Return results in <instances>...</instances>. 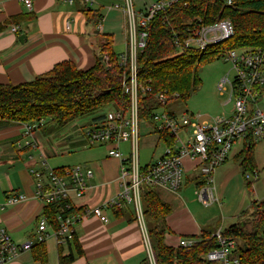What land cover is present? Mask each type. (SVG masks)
<instances>
[{
	"label": "crops",
	"instance_id": "obj_1",
	"mask_svg": "<svg viewBox=\"0 0 264 264\" xmlns=\"http://www.w3.org/2000/svg\"><path fill=\"white\" fill-rule=\"evenodd\" d=\"M126 3V0H74L73 4L61 0H32L33 9L28 11L22 0H0V84L16 86L32 82L66 61L73 62L78 70L86 71L97 60L105 59L100 56L105 35L111 36L114 51L120 48L122 51L116 54L122 55L127 50L129 38ZM87 10L98 12L101 16L98 27L87 20ZM13 27L18 28L16 33L12 32ZM22 35H26L24 43L19 41ZM261 103L264 105V88L260 95ZM100 120L102 118L98 116L85 118L81 126H75L74 135L60 137L53 147L46 144L47 136L63 129L46 132V126L37 130L30 139L33 146H25L24 125L0 126V228L8 231L15 242L32 241L38 219L45 216V207L36 198L35 178L31 174V170L44 171L41 165L43 160L59 171L78 165L93 172V177L88 181L90 188L84 198L77 202L78 208L96 206L116 199L120 194V161L108 156L107 146H89L87 141L88 130L92 128L90 125L99 124ZM143 126L139 152L141 148L153 152L148 164L142 165L139 158L140 166L145 167L154 162L155 152L160 145L166 144L153 132L152 125L145 123ZM123 145L126 148L121 151L127 157L131 146L126 143L121 147ZM239 147V153L246 149L244 144ZM254 148L251 149L253 158ZM237 156H234L236 161ZM73 159L76 160L68 161ZM200 162L184 160V193L182 190L179 193L157 190L161 199L172 208V213L165 220L170 231L165 236V243L170 247H178L182 238L200 237L204 231H211L214 235L221 232L217 231L216 217L189 206L195 205V200L187 195L192 180L201 174ZM203 184L204 179L197 184L194 181V188L197 190ZM223 193L221 191L222 198ZM19 194L26 196V201L10 205L9 199ZM106 214L110 220L107 224L88 217L75 225L74 234L83 256L71 264H142L148 257L145 219L139 221L133 204L119 210H108ZM68 243L59 247L55 238H49L44 244L46 264H60V253L68 255ZM10 264L42 263L35 261V252L31 251L22 253Z\"/></svg>",
	"mask_w": 264,
	"mask_h": 264
},
{
	"label": "built area",
	"instance_id": "obj_2",
	"mask_svg": "<svg viewBox=\"0 0 264 264\" xmlns=\"http://www.w3.org/2000/svg\"><path fill=\"white\" fill-rule=\"evenodd\" d=\"M74 3V0H61ZM125 14L129 20V38L127 50L119 56L120 66L129 69V76L124 77V93L129 96L130 104L127 108L114 107L107 112L99 124L90 125L87 141L89 146L101 144L107 146L108 156L120 161L119 182L121 192L116 199L108 200L96 206L80 207V212L62 216L58 214V226L42 216L37 221L34 240L17 243L8 231L0 228V264H10L19 255L31 252L39 243H45L49 238H55L57 245L61 246L73 239L75 225L88 217L97 218L101 223L110 222L106 212L114 211L133 204L139 221L143 222L142 196L146 188L166 190L178 193L182 187L185 166L184 160H200L201 174L204 175V184L197 188V198L205 207L218 202L217 188L214 173L216 169L228 158L236 146L264 141V109L260 107V95L264 88V49H231L225 50L222 60L232 64L236 76L231 86L230 101L233 109L227 116L216 118L213 122H201L199 117L188 112L178 113L168 111L167 107L178 102L179 94H157L149 119L143 118L139 104V90L142 89L137 80V56L142 52L149 40L150 23L159 13L165 12L181 3L189 5L195 0H157L146 6L145 11H136L133 0H126ZM208 1V0H198ZM224 7H232L237 0H217ZM25 8L32 11V0H22ZM17 27L12 28L16 33ZM187 44L196 42L207 48L218 46L232 39L233 29L229 20L217 21L204 25L200 20L194 21L190 28ZM108 61L107 58H105ZM223 81L219 89L221 93L226 90ZM224 87V88H223ZM143 91V89H142ZM149 88L147 92H150ZM153 126V132L166 144L164 154L155 162L142 167L139 163V138L141 134L140 121ZM40 124L24 125L23 138L25 146H33L30 139ZM164 134V135H162ZM161 136H164L162 139ZM172 141L168 145V141ZM130 144L131 149L127 157L121 151L122 144ZM20 146V143H19ZM35 146V144H34ZM44 171L31 170L35 178L36 198L46 208L60 202L64 203L61 213L66 210L78 208L77 202L84 198L90 188L89 179L93 177L91 170H84L75 166L69 170L58 172L51 168L45 160L41 163ZM246 180L256 181L258 172L246 173ZM26 196L19 194L9 199L10 205L26 201ZM144 227V226H143ZM147 255L151 264L156 259L151 248L146 229L144 228ZM218 247L206 256L213 264H242L235 255L237 242L225 238L221 232L214 235ZM191 245L190 240L180 239L179 246Z\"/></svg>",
	"mask_w": 264,
	"mask_h": 264
},
{
	"label": "trees",
	"instance_id": "obj_3",
	"mask_svg": "<svg viewBox=\"0 0 264 264\" xmlns=\"http://www.w3.org/2000/svg\"><path fill=\"white\" fill-rule=\"evenodd\" d=\"M85 14L91 24L99 26L101 16L98 12L87 10ZM197 20L204 25L229 20L233 29L231 44L227 48L221 45L201 50L192 48L187 41L191 25ZM104 38L100 53L108 61L97 60L86 71L78 70L73 62L66 61L32 82L16 86L0 84V126L42 123L35 131L47 125L59 130L93 116L107 106L127 108L130 99L124 93L123 83L125 75L129 76V69L120 66L111 36L105 35ZM231 49H264V0H237L232 7H224L217 0H195L187 6L179 3L159 13L150 23L146 48L137 56V80L143 89L139 90L142 117L149 119L157 94L178 93V101L187 102L202 86V67L221 60L223 52ZM149 88L151 91L147 92ZM98 117L103 118L104 115ZM161 137L164 139V136ZM165 140L168 145L172 144L170 139ZM254 145H245L246 149L236 158L240 160L244 175L248 170L254 171L251 150ZM141 200L156 264H213L206 258L218 247L211 231H204L200 237L182 238L190 240V246L170 247L165 243L166 234H170L165 220L172 213L171 206L152 188L143 191ZM63 205L60 202L44 209V215L55 222V227L58 226V214L65 217L81 211L78 210L80 208H73L63 214ZM247 213L248 220L241 221ZM221 233L223 237L237 242L235 255L242 264H264V200H255L250 211L239 217L238 223ZM44 244H36L32 249L35 261L42 264L47 261ZM68 246L67 256L60 253V264H71L83 256L76 234ZM148 261L147 257L142 264H148Z\"/></svg>",
	"mask_w": 264,
	"mask_h": 264
},
{
	"label": "rangeland",
	"instance_id": "obj_4",
	"mask_svg": "<svg viewBox=\"0 0 264 264\" xmlns=\"http://www.w3.org/2000/svg\"><path fill=\"white\" fill-rule=\"evenodd\" d=\"M133 1H134V8L136 11H140V10L145 11L146 6L156 2L157 0H133ZM122 24H123V20L120 21L121 26ZM231 42L232 40L224 43L223 45H221V47L227 48V46L231 44ZM191 47L194 49H200V50L203 49V46L196 42L191 43ZM115 50L118 54H120V52L122 51L120 48H117ZM102 55L103 53H100V56ZM103 58H107V57L104 55ZM235 76L236 73L232 64L225 62L222 59L209 64H205L200 72L202 86L198 89V91L194 93L187 102L183 103L181 101H178L172 105H169L167 107V110L171 111L173 109L178 113L188 112L190 114H194L199 117V120L201 122L204 121L213 122L216 118L227 116L231 113L233 109V103L232 101H230V99H232L233 97L231 95L230 85L234 82ZM224 80H227V82L223 85L226 88V90L221 93L219 87L221 84H223ZM263 106L264 105L261 103L260 107L262 109H264ZM111 110H113V107L107 106L99 110L92 117H96L101 114L105 115L107 112ZM82 123H83L82 120L76 121L75 123L70 124L66 128H63V130H60L59 133L48 135L49 137L47 136L48 139L46 144L48 146L51 145V147H53L55 142L59 140L60 137L74 135V132L76 130L75 126H81ZM144 124L145 122L141 120L140 130L144 128L143 126ZM48 131L54 132L56 130L51 125H47L46 132ZM41 132L43 131H40L39 133ZM254 146H255L253 150L254 158H255L254 171L259 172L260 174L258 181H254L253 179H251L250 181L246 180V177L243 174V171L239 163L234 159V156L238 154L239 151L241 150L240 149L241 147L238 146L234 150H232L231 154L226 159L227 160L226 163L221 164L220 165L221 167L217 168L216 172L213 174L216 187L221 189L220 190L217 188L218 189L217 196L219 199L218 202L214 203L209 207H205L202 203L198 201L196 194L197 190L194 188V181L197 184L199 181L203 180L204 179L203 174H200L195 180H192L190 184L187 197L188 198L191 197L192 199H194L195 205L191 204L189 206H191L192 209L198 208L200 209L201 212L207 214L210 213L211 216L216 217L218 222L217 231L225 230L229 226L238 223L239 217L245 211L247 212L250 211L251 205L255 200H259V201L264 200V142L258 143L257 145ZM125 148L126 145H123L121 147V150H125ZM165 149L166 146H163L161 144L157 152H155L153 158L154 162L158 157L164 154ZM152 153H153L152 150H145L141 148L140 160L142 165L148 164L150 162V160L152 159L151 157L153 155ZM57 158L61 159L62 157H57ZM74 160L76 159L68 160V161L72 162ZM69 164H73V163H69ZM247 173L252 174V171L248 170ZM221 179L222 180L225 179V180L222 181ZM185 181L186 179H184L180 190H182ZM182 191L184 193V189ZM221 191L224 192L223 198L221 196L222 195ZM246 220H248V213L245 216V219L241 221H246ZM148 264L151 263L148 261Z\"/></svg>",
	"mask_w": 264,
	"mask_h": 264
},
{
	"label": "water",
	"instance_id": "obj_5",
	"mask_svg": "<svg viewBox=\"0 0 264 264\" xmlns=\"http://www.w3.org/2000/svg\"><path fill=\"white\" fill-rule=\"evenodd\" d=\"M25 40H26V35H22V36L19 38V41H20L21 43H24ZM100 59H102V58H100Z\"/></svg>",
	"mask_w": 264,
	"mask_h": 264
}]
</instances>
